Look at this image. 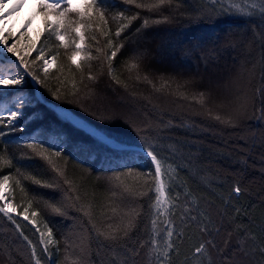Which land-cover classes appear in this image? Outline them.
<instances>
[{"label": "snow or ice", "instance_id": "1", "mask_svg": "<svg viewBox=\"0 0 264 264\" xmlns=\"http://www.w3.org/2000/svg\"><path fill=\"white\" fill-rule=\"evenodd\" d=\"M27 0H15L7 13L5 0H0V170L12 168L14 171L8 174H0V214L7 218L22 238L23 249H14L16 256L12 255L7 247L0 249V253L5 255V264H44L41 254H38V244L41 246V253L48 260V264H55L52 260L54 255L52 248L59 254L60 241L54 236L53 229L49 227L48 221L41 219L43 227L37 226V218L40 211L32 210L34 205L39 206L49 217L59 216L65 220H71V231L65 237V242L69 237H75V243L68 245L71 252L65 256V264H173V256H178L180 249L173 240V236L181 243L183 242V227L196 225L201 233L207 234L213 239H208L199 243L194 249L197 259L208 253L209 248L216 249L219 256V264H261L264 262V219L255 227L249 226L243 230V236L238 237L232 243V232H227L223 245L214 243V234L219 235L223 225V216L226 213H217L221 219V225L212 218L210 204L201 201L205 198L196 195L190 185L189 178L197 180L201 185L209 184V177L199 175V169L192 164L180 163L173 160L176 148L168 145V155H163L164 139L160 132L171 123L158 120L153 123L150 119L145 120L141 125L125 119L136 133L137 142L113 136L97 127L90 126L76 117L70 111L56 113L61 124H68L76 131L83 133L86 137L103 147L109 154L126 161H134L141 157V153L147 157L152 167L144 172L137 168L128 166L127 163L121 165L125 171L114 172L111 176L97 175V182L104 180L109 187L105 189L101 197H97V189L85 187L87 178L92 175L91 169H84L86 175L79 179L70 177L67 170L69 157L65 155L63 145L70 141V137L59 133L52 135L48 140H42L38 136H30L26 141L21 139H8L15 132H24L25 128L35 120L41 119L42 114L33 112L27 117L25 122V109L35 108L41 103H47L42 94L27 92L25 88V77L47 89L55 100L67 99L68 95L77 96L81 88L76 80V73H79V84L84 81L95 82L98 75L91 71L92 61H101V73L106 67L107 75L117 85H121L128 90L129 84L122 81L114 67V61L118 53L124 48L126 42L135 43L132 37L152 26L171 24L177 18H184L189 24L214 23L224 16H238L248 19H258L264 27V0H207V3L197 8L194 12L181 11V5L175 0H34L36 11L30 15L18 36H13L11 28H5L7 16L18 12ZM121 5H133L137 9L144 10L149 14H155V18L144 16L141 18L140 11L132 15H127V9L116 11L111 15V19L117 22L115 31L109 27V11ZM41 16L43 28L37 32L36 40L28 38L26 47L20 44V36L24 35L27 28L31 26L35 16ZM142 19L140 27L136 28L130 35L122 34L128 32L134 21ZM92 32L91 36L86 33ZM47 33L54 38L56 47L48 49L47 43L42 42V46L37 48V41L40 36ZM96 55H93V45ZM264 41V34H257ZM93 45L87 43L88 40ZM119 41V42H117ZM238 41L229 40L226 47L235 48ZM200 46L196 45L198 49ZM251 44H249V48ZM60 49H71L70 54L65 53L68 64L59 65ZM46 50L51 54L46 55ZM37 52L35 59H29L33 52ZM210 50L209 55H203L205 63L214 53ZM186 52L185 55H190ZM148 53L134 49L132 56L124 62L127 71L136 72L137 82L146 81L157 93L174 96L177 100L187 101V107L193 109L198 107L201 111L196 115L206 116L220 125L231 129H242L246 121L255 119L264 124V84L256 89V95H249L247 86L251 84L256 75L257 65L260 67L261 80L264 81V54L255 63L248 66L243 62L239 69L230 74L223 81H209L203 85L202 78L191 77L178 82L175 76L166 78L163 74L159 77V87L147 72L141 75V65L147 59ZM37 61L41 63L43 76L38 75L34 70ZM53 67L60 72L61 76L55 77L57 87L49 86L50 69ZM87 69V71H86ZM65 70L72 75V91H62L68 77ZM61 77L64 79L62 80ZM173 84L175 88L173 89ZM203 87V90L201 88ZM87 89V98H92L95 90ZM192 91L189 92L188 89ZM132 97H136V92H131ZM145 99H149L145 97ZM257 99L260 103L257 106ZM69 103H78L69 100ZM215 105L217 111L210 105ZM85 112L88 111L83 104L79 105ZM184 105H179L183 107ZM255 109V112H252ZM51 111V109H49ZM223 112V115L221 114ZM96 115V113H90ZM101 121L108 122L116 116L97 117ZM83 143V142H81ZM22 145L30 150L21 153L19 157L10 154L11 145ZM85 149L81 148V151ZM91 152V149H88ZM38 159L46 166L45 171H37L33 174L29 171H22L23 160ZM62 161V163H61ZM172 161V162H170ZM246 163V161L244 162ZM83 168V165H78ZM187 169L188 178L181 175ZM136 177L141 179L139 187H133L126 183V178ZM32 188L33 190H30ZM38 189H49L59 194L58 199H45L37 193ZM177 189H182L178 191ZM244 189L237 182L232 187V193L239 196ZM152 193V196H149ZM174 193V194H172ZM19 195V203L16 202ZM120 197V204L117 206L116 199ZM148 197L151 201L149 230L144 227L145 235L141 238L138 235L140 225L143 222V207L139 210L131 206L139 199ZM229 201L225 200L227 205ZM163 208L166 215L176 217L183 226L179 232L175 230L176 225L172 218L165 223V237H160L157 230L160 210ZM22 209V211L20 210ZM239 212V209H236ZM195 212L196 215L192 213ZM16 217L29 221L35 226V231L39 234L37 243H34L23 234V230ZM233 232L241 229L233 228ZM251 239L254 244L249 245L247 241ZM26 242V243H24ZM163 245V246H162ZM51 246V247H50ZM67 252V248H66ZM143 256L141 257V253ZM259 253L260 259H255V254ZM141 259L138 260L137 258ZM209 264H215L211 255L208 256Z\"/></svg>", "mask_w": 264, "mask_h": 264}, {"label": "trees", "instance_id": "2", "mask_svg": "<svg viewBox=\"0 0 264 264\" xmlns=\"http://www.w3.org/2000/svg\"><path fill=\"white\" fill-rule=\"evenodd\" d=\"M236 2L239 3L240 0H236ZM175 3L181 5V11L194 12L197 8L206 4L207 0H175ZM125 9H127V15H132L136 11H140L141 18L150 15L152 18H155V14H149L144 10L135 8L133 5H121L109 11V27L113 32L117 27V22L111 19V15L116 11H123ZM37 17L40 20L42 29V17L38 15ZM141 23L142 19L134 21L128 32L122 34L120 39L123 40L124 36L134 32L136 28L140 27ZM258 33L264 34V27L261 26V22L258 19L224 16L214 23H200L197 25L189 24L184 18H177L171 24L152 26L143 30L142 33L136 34L132 37V41H135V43L126 42L124 48L118 53L114 61V67L117 68V74L121 80L129 84L128 90H125L121 85H117L111 80L107 75L106 67L103 69L104 74L100 75L101 61L98 60L91 62V71L93 74L98 75L99 79L95 82L84 81V84H87L89 88L95 90L92 98H87V89L84 88V84H79V73H76V80L81 91L75 97L68 95L67 99L62 98L57 101L47 89L39 85L38 87L45 100L53 102L56 105L67 107L85 119L89 124L113 136H118L132 142H137L136 133L132 127L125 123L124 118H116L104 122L97 117L101 115L115 116L114 110L121 105L118 102L122 101V105L130 107V104H132V108L136 107L141 110L144 118L142 120H134V122L141 126L143 121L149 119L153 123L158 120H162L165 123L171 121L160 132V135L164 137L161 140V143L164 145L163 155H168V145H173L177 150L173 156L174 161L188 163L191 160L192 164L199 169V175L209 177L210 182L208 185H201L197 180L191 178H189V185L196 195L205 198L201 201L202 205L205 202L210 204L212 218L216 220L217 226L221 225V219L217 217V213H226L222 218L224 227L221 228L219 235L214 234V243L222 246L227 232H232L231 242L234 243L238 237L243 236L244 229L249 226L255 227L264 219V124L255 119H250L246 121L242 129H231L218 124L214 120L208 119L206 116L196 115V112L201 111L198 107L190 109L187 107V101H180L174 96L157 93L146 81L137 82L135 79L136 72L127 71L124 62L132 56L134 49H138L141 52L146 51L148 56L141 65V75L147 72L154 82H156L157 87L160 86L159 77L161 74L166 78L175 76L178 82L182 83L183 79H187L191 75L194 76V74L189 73H193L196 67L200 71L204 69L208 70L219 60V57L217 61L212 60L210 56L205 63V60L202 58L203 55H209L210 50L213 49L215 50L214 52L219 51L221 50L219 48L227 45L229 40L239 41L244 35L246 51L244 50L241 53L236 47L234 49L230 48L232 50H225V58L231 54L236 56V60L249 57L248 59L251 61H247V63L250 67L251 64L258 61L261 55L264 54V41L259 38ZM92 34V32L86 33L87 36H91ZM97 38L101 41L100 45H93L90 39L87 41L88 44L93 45L91 49L93 55H96L95 47L103 46L104 43L99 35H97ZM45 41L48 49L56 47L54 38L49 37L47 33L40 36L39 46L41 47L42 42ZM249 44H251L250 48ZM196 45L200 47L197 49ZM238 45L239 43H237ZM66 51L70 54L71 49H60L61 56L58 61L59 65L68 64L65 55ZM189 51L191 54L185 55ZM37 54L34 51L29 59H35ZM50 54L46 50V55ZM41 63L37 61L34 70L37 71L38 75L43 76L40 67ZM65 75L68 79L64 83L62 97L65 92L70 93L72 91V75L67 70H65ZM57 76H61L60 72L55 67L50 69L48 81L50 87L59 86L55 79ZM61 79L63 80L64 78L61 77ZM25 80L27 92H34L30 80L27 77H25ZM262 84H264V81L261 80L260 67L257 65L256 75L249 85L250 95H256V89L261 87ZM203 85L206 86L205 83ZM174 88L175 85L173 84ZM201 90H203V87ZM188 91L191 92L192 90L189 88ZM131 92H136L137 96L132 97L130 95ZM145 97L150 98L151 102H149V99H145ZM69 100H74L78 103H69ZM259 103L260 101L257 99V106H259ZM80 104H83L88 111L85 112L79 106ZM181 104L184 106L179 107ZM210 106L213 108L215 114L217 111L215 105ZM33 112L41 113L42 118L30 123L24 132L13 133L8 139H21L26 141L28 137L34 136L37 133H43L42 140H48L52 135L59 133L70 137V141L63 145L65 155L69 157V163L67 165L68 174L70 177L79 179L86 175L84 169H91L92 175L87 178L85 187L89 189L95 187L98 198L103 195L109 185L104 180L97 182L95 176H111L114 172L125 171L121 167L125 163L130 167L137 168L140 172H144L152 167L149 159L142 154L139 159L134 161H126L112 156L103 147L96 145L94 141L86 137L83 133L76 131L68 124H61L56 117V112L42 103L35 108L25 109V122H27V117ZM93 112L96 113L95 116L90 114ZM252 112H255V109H252ZM221 114L223 115V112ZM81 148L85 150L81 151ZM88 149H91V152ZM29 151L22 145L18 146L16 144L11 145L9 148L10 154H14L16 157H19L21 153ZM245 161L246 163H244ZM78 165H83V168L78 167ZM17 166L21 167L22 171H29L33 174H36L37 171L46 170L44 163L38 159L23 160ZM12 171L14 169L4 168L0 170V174H8ZM181 175L188 178L187 169ZM237 182L244 189L239 196L232 193V187ZM126 183L133 187H139L142 180L136 177H128L126 178ZM30 190L33 189L30 188ZM177 190L182 191V189ZM37 193L45 199L59 198L57 192L49 189H38ZM149 196H152V193H149ZM120 199V197L116 199L117 206L120 204ZM19 200L20 197L17 195L16 202L19 203ZM225 200L229 201L227 205L225 204ZM150 203L149 198L145 197L131 204V206L136 207L138 210L143 207V222L140 225V231L138 233L141 238L145 235V225H147L149 230L151 229L150 219L152 217L150 215ZM236 209H239V212ZM20 210L22 211V209ZM32 210L40 211V216L37 218V226H40L41 230H43L40 221L41 219L47 220L49 227L53 229L55 238L60 241L59 254H56V249H51L54 253L52 260L55 261V264H65V256L68 252L72 251V248H69L68 245L74 246L75 243V237H69L67 244L65 242V237L69 236L71 231L67 225L73 222L59 216L49 217L37 205H34ZM192 214L196 215L195 212ZM178 215L179 213H177L176 217H169L165 214L163 208H161L157 225V230L160 232L161 238L165 237L164 222L167 219L172 218L174 220L176 225L175 230L177 232L183 227L178 219ZM16 222L20 224L25 236L34 243L38 242L39 234L35 231V226L20 217L16 218ZM233 228H239L241 231L233 232ZM183 231L182 243L176 239L175 235L173 236V240L176 241L180 249L179 255L173 256V264H209V254L215 264H219V256L216 249L209 248L208 253L201 256L199 260L194 255V249L199 243L213 239V237L201 233L196 225L183 227ZM21 240L22 238L19 237L18 232L15 230V225L0 214V249L7 247L15 257L16 253L14 249L17 247L23 249ZM247 243L249 245L254 244L251 239ZM37 247L38 254H41V258L44 259V264H48V260L41 253V246L38 244ZM5 255L4 253H0V264H5ZM142 256L143 252L141 253ZM137 259L140 260L141 258L138 257ZM255 259H260L258 252L255 254ZM261 264H264V262H261Z\"/></svg>", "mask_w": 264, "mask_h": 264}, {"label": "rangeland", "instance_id": "3", "mask_svg": "<svg viewBox=\"0 0 264 264\" xmlns=\"http://www.w3.org/2000/svg\"><path fill=\"white\" fill-rule=\"evenodd\" d=\"M15 2V0H10L7 4V7L5 8L6 11H8L9 8H11L12 4ZM36 11L35 5H34V0H27V3L18 11L15 12V18L9 21L7 24L3 25L6 29L11 28L13 36H18L20 32L23 30V25L26 21V19L32 15ZM41 29V24L40 20L37 16L34 17L32 24L30 27L27 28L26 32L24 35L20 36V44L22 47H26L27 44L29 43L28 38L31 37L33 40H36V34L37 32ZM239 45L236 46L237 50H240L242 53L244 50L246 51V40H245V35L242 36L239 41ZM39 40L37 41V48H39ZM231 47H226L223 46L222 48H219L221 50H217L214 52V54L211 55L212 60H216L219 57V60L217 63H215L214 66H212L210 69L206 70L204 69L203 71L197 70V67L195 68V71L193 73L189 74H194V76L191 77H196L197 79L202 78L203 83L205 85L208 84V82L211 81H223L225 78H227L230 74L234 73L235 70L239 69L241 64L243 62H249L251 61L250 59L243 58L242 60H236L235 55H229L226 56L225 58V50L230 49ZM154 49V48H153ZM218 49V48H216ZM232 50V49H230ZM229 51V50H228ZM34 53V52H33ZM249 55V53H248ZM246 56V55H245ZM237 61V62H236ZM237 63V64H236ZM181 71V70H180ZM247 91L248 94L250 95V87L249 85L247 86ZM121 105L117 107L114 110V115L116 117H123L124 119H130L132 121L138 120V119H143L144 115L141 112L139 108L133 107L132 104H130V107L127 105H122V101H119ZM144 122V121H143ZM71 224H68L67 227L71 229Z\"/></svg>", "mask_w": 264, "mask_h": 264}, {"label": "bare ground", "instance_id": "4", "mask_svg": "<svg viewBox=\"0 0 264 264\" xmlns=\"http://www.w3.org/2000/svg\"><path fill=\"white\" fill-rule=\"evenodd\" d=\"M10 0H5V3H6V5L8 4V2H9ZM5 12L7 13V11L5 10ZM15 18V12L14 13H12L10 16H7L6 17V19H7V23L9 22V21H11L12 19H14ZM62 111H67V110H62ZM76 117V116H75ZM76 119H78V120H82V119H80V118H78V117H76ZM82 121H84L85 122V120H82ZM85 123H87V122H85ZM88 124V123H87ZM91 126V125H90ZM42 135H43V133H41ZM142 154V153H141ZM143 155V154H142ZM144 156V155H143ZM137 160V159H136ZM105 165V164H104ZM17 218V217H16Z\"/></svg>", "mask_w": 264, "mask_h": 264}, {"label": "water", "instance_id": "5", "mask_svg": "<svg viewBox=\"0 0 264 264\" xmlns=\"http://www.w3.org/2000/svg\"><path fill=\"white\" fill-rule=\"evenodd\" d=\"M48 105H50V106H52L53 108H56L54 105H52V104H48Z\"/></svg>", "mask_w": 264, "mask_h": 264}]
</instances>
